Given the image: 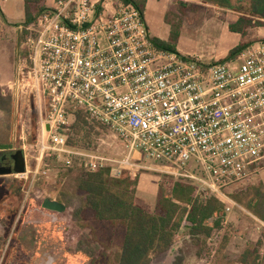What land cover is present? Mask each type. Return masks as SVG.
Returning <instances> with one entry per match:
<instances>
[{
	"label": "built area",
	"instance_id": "built-area-1",
	"mask_svg": "<svg viewBox=\"0 0 264 264\" xmlns=\"http://www.w3.org/2000/svg\"><path fill=\"white\" fill-rule=\"evenodd\" d=\"M20 32L10 89L38 113L33 181L47 176L49 156L113 178L137 156L195 186L200 201L221 202L220 226L242 210L226 190L264 164V42L220 63L185 58L156 47L143 15L122 0H46ZM78 117L114 139L124 159L71 147Z\"/></svg>",
	"mask_w": 264,
	"mask_h": 264
},
{
	"label": "rangeland",
	"instance_id": "rangeland-1",
	"mask_svg": "<svg viewBox=\"0 0 264 264\" xmlns=\"http://www.w3.org/2000/svg\"><path fill=\"white\" fill-rule=\"evenodd\" d=\"M206 1L210 4L199 7L190 4L187 9L172 11L164 23V34L176 36L177 44L174 47L179 55L185 58L200 57L206 64L220 63L231 57L230 52L234 48L251 41L243 33L231 35L229 31L222 30V23L210 19L214 11L209 9V5L212 4L213 9L216 4L224 10H230V0ZM45 3L46 0H43L31 5L32 13L43 9ZM164 20L160 13L154 15L151 11L145 17L148 29L155 35H158L156 30L162 27ZM22 26H26L24 0H0V90L10 98L9 113L0 110V155L20 150L26 161L24 174L0 176V205L4 203L10 206L12 211L8 219L4 218L0 222V264H43L47 261L46 257L52 258L53 264H70L69 256L76 254L81 259L77 264H117L124 228L121 225L112 226L108 222H96L88 210L75 217L82 198L75 189L76 178L81 172L86 173L80 160L66 167L62 157H46L42 165L48 169L47 176L37 181L31 178L39 155L35 146L32 147L37 135L38 113L34 106H28L24 98H13L10 89V83L15 79L11 81L15 54L24 42V34L18 29ZM21 137L26 139L25 149L21 148ZM88 142L90 145L87 147L92 150L78 148L77 151L95 152L106 157L107 153L113 159H124V151L104 132L100 134L93 130ZM132 163L140 166L138 170H133L135 167L126 169L138 178L135 195L137 204L157 214L161 193L169 191L174 182L166 173L170 171L137 156ZM263 179L264 164L255 179L248 183H261L264 189ZM63 194H67L70 200L68 206L64 204L66 210L58 215L61 218V231L57 232V226H50L47 218L40 216L41 211L38 210H43L41 204L44 200L63 201ZM236 204L242 210L235 208L228 217L227 226H220L209 237H190L189 228L186 224L181 225L174 234L170 250L163 254H151L148 264H218L222 256L225 261L236 262L245 248L264 238V227L255 223L254 218L263 222ZM221 248H224L222 252ZM263 253L264 249L261 250Z\"/></svg>",
	"mask_w": 264,
	"mask_h": 264
},
{
	"label": "trees",
	"instance_id": "trees-1",
	"mask_svg": "<svg viewBox=\"0 0 264 264\" xmlns=\"http://www.w3.org/2000/svg\"><path fill=\"white\" fill-rule=\"evenodd\" d=\"M41 1L43 0H24L26 25L34 21L43 10L40 8L36 14L31 11V5L39 4ZM122 1L133 4L143 15L147 0ZM249 26H251V20L241 18L235 25L230 26V30L244 34L245 28ZM151 40L159 49L176 52L174 44L170 42L157 38ZM172 40L174 42L176 38L173 36ZM245 47L242 45L234 48L230 56H235ZM9 109L10 98L0 90V110L9 113ZM91 132H93L91 125L82 117H78L70 134V146L75 149H88ZM137 183V176L127 170L119 178L111 177L110 169H101L94 173L81 172L76 178L75 189L82 198L80 209L75 213V217L84 210H88L96 222H108L112 226L121 225L125 230L117 264H148L151 254L168 252L172 246L174 234L180 229L184 220L190 230V237L204 236L206 238L220 228L223 204L215 198H210L206 202L200 201L195 197V186L188 185L184 181L173 182L169 191L161 193L158 212L153 214L137 204L135 196ZM226 193L264 223V189L261 183H238L229 187ZM63 197L62 202L68 206L70 197L67 194H63ZM214 218L218 219L210 224L209 221ZM222 249L224 248H221L220 252ZM262 249H264L263 237L245 248L236 262L225 261L222 256L218 264H264Z\"/></svg>",
	"mask_w": 264,
	"mask_h": 264
},
{
	"label": "crops",
	"instance_id": "crops-1",
	"mask_svg": "<svg viewBox=\"0 0 264 264\" xmlns=\"http://www.w3.org/2000/svg\"><path fill=\"white\" fill-rule=\"evenodd\" d=\"M190 4L193 6L197 5L199 7V6H205V5L210 4V3H208L206 0H147L146 4H145L144 13H143V19H144L145 25H146L145 17L147 15L148 11H151V13H153L154 15L160 13L165 19L162 27L160 29L156 30V32H158V35H155L156 33H151L150 30L148 29V26L146 25L149 36H151L152 38H157V39L164 41V42H168V40H169L170 43L177 44V41L173 42V40H172L173 36L164 34L165 29H166L164 23L167 21V16L172 11H174V10L177 11V9L178 10L179 9H187L190 6ZM229 4L231 5L230 10H224V8L222 9L220 7V5H216V4H215L216 7H214L215 9H213L212 4L209 5V9L214 11L210 19L213 22H217L218 24L222 23V26H221L222 30L229 31V33L231 35H235V34H233L235 32H232L230 30L231 25H235L238 22V20L241 18L249 19V20H251V26L245 28L244 35L247 36V38H249L251 42H249L245 46L247 47L248 45L256 43V42H264V25H262V26L256 25L257 23L264 24V0H258V1H255V0H230ZM18 29L20 30V27H18ZM174 37H176V36H174ZM252 39L253 40L255 39V41H252ZM231 57H233V56H231ZM16 68H17V57L15 54V63H14V69H13V74H12L13 77H11L12 78L11 81H13V79L15 77ZM0 82H2V79H0ZM139 168H140L139 165H135V169H133V170H138ZM51 200H53V199H51ZM56 201L62 203V201H60V200H56ZM62 204H64V203H62ZM40 211H41L40 216H42L43 218H48V217L52 216V217H55L56 219H61L60 216H58L59 215L58 213H54V212L44 210V209L38 210V212H40ZM30 212H32V211H30ZM25 213H26V216H28L27 212H25ZM47 221H48V223L50 222V220H47ZM33 223H40V222H33ZM44 223H46V222H44ZM2 229L4 230L5 228H2ZM4 231H6V230H4ZM77 255L80 256L79 254H76L74 256H72V255L69 256L70 264H77L78 260L79 261L81 260L79 257H77ZM46 259H47L46 262H49V264L51 262H53L52 258L46 257Z\"/></svg>",
	"mask_w": 264,
	"mask_h": 264
},
{
	"label": "water",
	"instance_id": "water-1",
	"mask_svg": "<svg viewBox=\"0 0 264 264\" xmlns=\"http://www.w3.org/2000/svg\"><path fill=\"white\" fill-rule=\"evenodd\" d=\"M11 158L13 160V167L7 169H0V175H22L26 171V161L22 151H15ZM42 208L54 213L62 214L66 207L61 202L44 200Z\"/></svg>",
	"mask_w": 264,
	"mask_h": 264
},
{
	"label": "flooded vegetation",
	"instance_id": "flooded-vegetation-1",
	"mask_svg": "<svg viewBox=\"0 0 264 264\" xmlns=\"http://www.w3.org/2000/svg\"><path fill=\"white\" fill-rule=\"evenodd\" d=\"M13 153H4L0 155V169H7V168H12L13 167V160L11 158V155ZM2 176V175H0ZM43 204V203H42ZM42 204H41V208H42ZM10 206L5 205L4 203H2L0 205V208L2 210V212H0V222L2 221V219L4 218H9L10 214H11V209L9 208ZM8 208L7 210H4ZM43 209V208H42ZM45 210V209H44ZM9 213V214H8ZM46 219V218H44ZM47 220H50L49 225L51 226H57L58 230L61 231V227L59 228L60 224H61V219H56L55 217H48ZM52 221V222H51ZM41 223V222H40ZM58 231V232H59ZM47 260V259H46ZM51 262V261H50ZM44 264H49V262H45ZM50 264H53V262H51Z\"/></svg>",
	"mask_w": 264,
	"mask_h": 264
}]
</instances>
